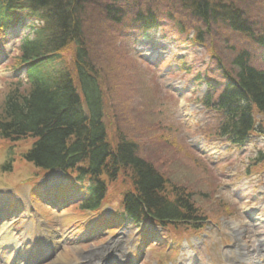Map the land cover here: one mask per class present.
<instances>
[{
    "label": "rangeland",
    "instance_id": "rangeland-1",
    "mask_svg": "<svg viewBox=\"0 0 264 264\" xmlns=\"http://www.w3.org/2000/svg\"><path fill=\"white\" fill-rule=\"evenodd\" d=\"M97 7L88 8L82 28L90 65L105 102L103 122L111 137L127 134L138 144V154L163 175L168 191L173 185L186 186L193 204L207 220L202 225L194 224L202 226V231H193L188 225L160 230L146 224L141 232L120 221L113 223L115 226L107 233L100 228V234H96L91 227L98 222L97 215L87 213L81 217L74 206L63 213L44 210L40 200L45 198L44 192L37 181L40 173L31 165L14 166L10 173L0 170V190L16 188L12 193L1 190L0 202L6 204L12 199L21 203L22 209L5 221L13 222L12 240L22 245L23 258L18 255L16 264H27L29 259L35 264H88L87 258L93 253L104 254L99 263L93 264H264V170L248 169L258 153L264 152V137L254 136L242 148L230 147L215 138L205 139L203 134L212 133L213 118L199 104L206 90L202 81L208 82L203 79L204 72L208 79L217 75L212 72L215 64L204 47L188 42L191 32L188 37H180L169 27L143 34L122 25L113 27L102 21ZM253 9L264 27V6L257 7L258 11ZM28 25V20L21 22L0 40V111L7 91L18 81H26L23 68L14 71L9 65L18 54V44L31 33ZM217 32L211 48L224 60L242 47L256 54L252 46L235 35L229 44H223L221 38L227 33ZM231 45L235 51L227 48ZM260 55L257 52L252 60L256 67H261ZM71 58L69 50L64 59ZM198 74L203 80H197ZM30 148L31 142H26L20 149L0 150V168L13 154ZM47 175L41 184L47 183L43 189L46 192L53 189L45 193L52 198L57 189L79 188L59 172ZM127 188L128 182L122 183L119 178L110 185L108 192L113 195L108 197L118 203L119 192ZM29 189L37 215H42L50 226L35 222L27 201ZM67 196L75 198L73 193ZM109 202L102 207L105 219L111 214ZM28 218L35 225L31 226ZM88 221L86 231L79 228ZM37 226L41 231L47 227L54 232L51 242L55 246L48 247L47 239L34 240ZM14 249L1 254L0 264L11 263Z\"/></svg>",
    "mask_w": 264,
    "mask_h": 264
},
{
    "label": "trees",
    "instance_id": "trees-1",
    "mask_svg": "<svg viewBox=\"0 0 264 264\" xmlns=\"http://www.w3.org/2000/svg\"><path fill=\"white\" fill-rule=\"evenodd\" d=\"M95 5L102 21L113 27L142 33L169 27L180 37L191 32L188 42L204 47L217 75L208 79L204 72L208 82L202 81L207 87L203 106L214 113L212 133L206 136L226 138L239 147L250 135L264 134V27L253 9L264 6V0H0V39L25 20L31 30L9 65L24 68L26 82L18 81L3 101L0 149H20L26 142L31 148L12 156L1 170L10 173L14 166L31 165L41 177L59 171L87 182L82 211L98 213L110 201L115 217L136 225L193 226L204 216L188 188L173 185L168 191L163 175L138 154V144L127 134L111 137L103 122L105 102L82 28L88 8ZM217 30L227 33L221 36L223 44L235 35L252 46L255 55L261 54V67L244 47L221 58L210 43ZM69 50L72 58L67 61ZM259 157L256 166L264 169V154ZM119 178L128 188L119 192L120 199L115 195L117 203L108 190Z\"/></svg>",
    "mask_w": 264,
    "mask_h": 264
},
{
    "label": "bare ground",
    "instance_id": "bare-ground-1",
    "mask_svg": "<svg viewBox=\"0 0 264 264\" xmlns=\"http://www.w3.org/2000/svg\"><path fill=\"white\" fill-rule=\"evenodd\" d=\"M7 230H8L7 224L5 223L0 228V246H2L5 241L7 242L11 238V234ZM90 256L87 258V261L89 262L88 264H93L95 262L99 263L100 260H102V258L104 257V254L98 253L97 255L96 253H93V254H90ZM49 264H52V263H49Z\"/></svg>",
    "mask_w": 264,
    "mask_h": 264
}]
</instances>
